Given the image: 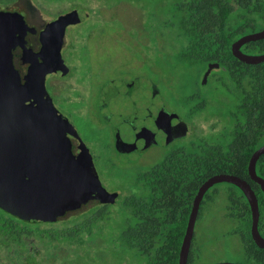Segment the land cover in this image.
Masks as SVG:
<instances>
[{"label": "flooded vegetation", "instance_id": "1", "mask_svg": "<svg viewBox=\"0 0 264 264\" xmlns=\"http://www.w3.org/2000/svg\"><path fill=\"white\" fill-rule=\"evenodd\" d=\"M118 1L75 0L60 5L58 1L51 0H0L1 13L19 14L23 19L24 31H19L18 41L23 58L29 61L21 65L27 84L41 98L40 84L45 82L54 105L75 128L78 162L93 163L101 183L99 188L95 180L92 185L95 191L88 194L86 200L80 198L77 206L55 209V213L50 212L45 217L41 214L39 220L24 219L0 207L1 211L13 217L10 225L0 220V264H68V260L79 259L84 252L90 253L105 245L103 237L107 227L120 211L124 216L120 244L124 249L135 252L141 264H153L156 259L151 255L157 256L155 264H173V261H164L184 232L178 254L177 264H180L181 248L197 193L207 180L218 174L236 175L251 185L260 206L259 232L264 239V190L261 183L252 180L251 176L249 179L239 176L246 171L242 162L244 148H247L244 141H262L251 157L264 145V117L257 102L251 108L250 96L233 87L230 79L226 78L227 68L217 61L209 62L204 70L200 65V79L193 86V91L179 96L177 87L170 81L172 72L162 68L165 59L179 65L182 62L179 53L159 54L161 58H155L148 52V0H135L140 3L141 8L138 9L132 7L130 0ZM180 2L172 0L176 21L164 23V2L160 4L158 1L150 14L151 26L161 24L162 28L166 25L177 29V6ZM226 2L224 0V4ZM231 2L237 12L242 10L237 0ZM116 9L132 13L133 29L139 32L135 38L142 47V53L130 55L113 72L108 71L107 60L90 64L83 71L82 57L89 56L91 44H104V39L98 41L94 38L91 42L93 32L96 29L107 35L108 30H100L106 19L103 14L110 11L111 16ZM97 10H102V13L98 14ZM67 15L78 21L69 23L63 30L62 23H55ZM162 35L161 31L160 35L152 38L158 49L161 48L158 42L164 40ZM243 36L237 38L232 46ZM55 43H59L60 48L53 50L50 46ZM72 59L80 62V68L71 63ZM58 60L67 68L65 74L59 75L52 70L53 62ZM45 61L51 62L50 65ZM210 63H218L219 67L212 70L204 83ZM64 94L68 98L62 101L75 103L76 108L71 107L70 111L62 109L63 103L58 101ZM179 120L186 124L188 133L174 137L167 130ZM246 131L253 134H245ZM196 156L203 158H200L202 165L199 167L193 166ZM169 158H186L188 165L161 164ZM219 158L222 164H218ZM226 162L230 165H225ZM106 171L125 178L126 182L121 181L118 188L110 189L104 180ZM115 171L118 172L115 174ZM196 172L199 180L206 176L197 192ZM257 173L264 179V154L257 162ZM152 179L157 180L155 188L149 187ZM245 201L251 208L248 197L235 184H215L204 195L197 222L213 202L212 206L222 203L220 216L223 219L238 223L244 213ZM137 204L143 208V216L140 215L139 219L143 217L145 229L136 231L138 218L134 205ZM241 225H236L233 234L241 241L243 256L232 263L264 264V248L253 235V242L247 239ZM110 233L116 241L115 227L110 229ZM195 236L196 226L187 264H194ZM139 241L141 245L137 244Z\"/></svg>", "mask_w": 264, "mask_h": 264}, {"label": "water", "instance_id": "2", "mask_svg": "<svg viewBox=\"0 0 264 264\" xmlns=\"http://www.w3.org/2000/svg\"><path fill=\"white\" fill-rule=\"evenodd\" d=\"M71 15L61 18L64 30L73 19ZM19 14L0 12V207L24 219L39 220L55 209L77 206L78 200H86L95 191L93 183L98 180L94 164L78 162L75 144V128L68 118L54 105L45 82L40 84L42 97L27 84L21 65L24 59L19 44V31H24ZM62 35V33H60ZM264 39V29L244 35L233 46V54L247 64L264 62V54H248L242 50L247 43ZM60 48L59 43L50 46ZM24 59V60H23ZM51 62L45 61L46 65ZM62 61L53 62L56 74H65ZM218 63H210L204 75V83ZM60 70H64L60 72ZM168 129V128H167ZM174 137L186 136V124L179 120L167 130ZM264 154V145L252 155L249 174L261 183L264 179L257 173V162ZM97 178V179H96ZM232 183L241 188L248 197L252 209V235L264 248L259 232L260 206L251 185L231 174H218L207 180L197 193L193 212L180 253V264H187L195 226L205 193L219 183ZM43 211H40L42 210ZM216 264H236L221 262Z\"/></svg>", "mask_w": 264, "mask_h": 264}, {"label": "rangeland", "instance_id": "3", "mask_svg": "<svg viewBox=\"0 0 264 264\" xmlns=\"http://www.w3.org/2000/svg\"><path fill=\"white\" fill-rule=\"evenodd\" d=\"M58 1L59 4L68 3L69 1L75 0H51V2ZM160 1L164 2L163 4V22L167 21H176L173 18L174 6L172 0H148V52L149 54L154 55L155 58H161L159 54L162 55H173L178 54L180 50V46L184 44V40L179 38L180 31L177 29H170L166 25L163 26L158 24L157 26H151L150 16L151 11H153L152 7L156 5V3ZM119 2L116 0V3ZM101 4V3H100ZM130 4L132 7L141 8L140 3L130 0ZM101 4L100 6H102ZM108 4L106 3L105 6ZM120 5H116L121 6ZM98 14L102 13V10L96 11ZM110 11H105L104 16L106 17L105 23L100 27L101 29L108 30L107 35L101 34L99 30L93 32V39H97L98 41H103L104 44L95 45L94 42L90 46V54L88 57H82V70L85 71L86 68L93 63L107 60V67L109 72H113L118 68L120 64H122L124 59H129L130 55L133 56L135 53L138 55L142 53V47L136 42V38L139 35L138 30L133 29L134 21L132 13H125L118 9L114 11V13L110 16ZM124 24L126 28H122ZM150 25V26H149ZM138 26V25H137ZM261 26L259 28L262 30ZM139 29V28H138ZM140 30V29H139ZM164 40L162 39L160 43L161 48L158 49L156 42L152 38H156L161 34ZM255 31V32H257ZM253 33V32H251ZM250 34V33H248ZM134 51V53H133ZM164 59V58H163ZM110 61V62H108ZM71 63L78 65L80 68V62L77 59H72ZM161 64V62H160ZM171 65V66H168ZM197 67L190 68L187 64L179 63V65H173L172 62H168L166 59L162 61V68L164 70L169 69L172 72V77H170L171 84H174L177 88L176 91L178 95L181 94L187 95L192 92L194 89V85L198 79H200L201 73L198 72ZM205 68V67H204ZM64 98H68V95L64 94L60 98V102L62 104V109L71 110L72 108H76L75 103L64 102ZM216 100V96H215ZM153 157V156H152ZM150 158V157H149ZM118 171H115V174ZM113 173L107 171L104 174V180L108 184L110 189L118 188L117 184L121 181H125V178L117 177L112 175ZM121 174V173H120ZM208 206L205 208V213L196 224V236L194 241V252H195V261L194 264H216L221 262H235L239 261L243 256V247L239 237L234 233L236 223L232 221H228L223 219L221 214V206ZM124 223L123 212L120 211L117 218L108 225L106 233L104 234V246L98 248L99 250H92L90 253L84 252L79 259H70L68 260V264H141L135 252L128 251V249H124L119 241V235L122 230ZM115 227L116 232V241L115 236L110 233V229Z\"/></svg>", "mask_w": 264, "mask_h": 264}, {"label": "trees", "instance_id": "4", "mask_svg": "<svg viewBox=\"0 0 264 264\" xmlns=\"http://www.w3.org/2000/svg\"><path fill=\"white\" fill-rule=\"evenodd\" d=\"M194 0L193 3L190 0H181L178 4V23L177 28L180 31L179 38L184 40V44L180 46L178 51L179 57L182 63L188 66L198 64L203 66V70L206 68L209 62H219L224 65L226 70V78L236 88V90L243 92L244 95H249V102L251 108L253 104L257 102L259 106V112L264 117V62L260 64H247L237 59L232 52V43L242 35L255 32L259 30L261 26H264V0H237V4L240 5L242 10L237 12L234 8V4L231 0ZM240 8V9H241ZM264 29V27H262ZM243 50L249 54H264V39L253 41L244 45ZM205 67V68H204ZM214 77V76H213ZM218 78L219 76H215ZM252 126L250 127V129ZM245 134H253L251 131H246ZM244 144L247 148H244L243 165L246 168L244 173H240L239 176L249 179L250 175L247 171L249 159H251V153L254 151L257 145H261L262 141L255 142L254 140H245ZM197 150H199L197 148ZM214 157V156H213ZM203 160L201 156H196V161L193 166L199 167L200 162ZM222 159L219 158V163ZM236 162V159L233 160ZM164 165H188V160L179 158V160L167 159ZM216 163V165H218ZM225 165H230L226 162ZM207 166V164H204ZM196 192L199 185L206 179V176L202 179H198V172H196ZM209 174L208 176H212ZM142 181V180H138ZM152 181L149 187L155 188L156 179ZM243 207V216L236 224H242L243 232L247 239L252 240V211L249 207V203L245 201ZM212 205L214 204L211 202ZM137 209V218L135 224V230L145 229V225L141 216H143V208L140 205H134ZM153 206H155L153 204ZM264 211V209H262ZM141 215V216H140ZM12 216L0 210V220L3 223L10 225L12 223ZM173 225V224H171ZM186 225V222H185ZM156 224L153 225V228ZM171 228V226H170ZM184 233V232H183ZM183 233L179 236L178 244L173 245L171 251L175 253V256L168 255L164 262L173 264L178 263V254L181 247V241ZM140 238V237H138ZM154 239V238H152ZM170 242L172 241L169 238ZM139 243L137 242L138 245ZM155 246L153 247V253ZM195 252L193 255L195 261ZM153 264L157 263V256L151 255ZM193 262V261H192ZM191 262V263H192Z\"/></svg>", "mask_w": 264, "mask_h": 264}]
</instances>
